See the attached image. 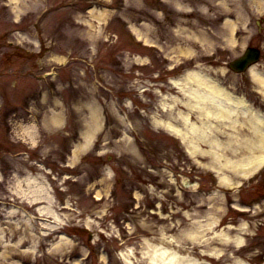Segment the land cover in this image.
Returning <instances> with one entry per match:
<instances>
[{
    "label": "rangeland",
    "instance_id": "374dc122",
    "mask_svg": "<svg viewBox=\"0 0 264 264\" xmlns=\"http://www.w3.org/2000/svg\"><path fill=\"white\" fill-rule=\"evenodd\" d=\"M179 2L0 0V264H124L127 249L149 264L143 239L160 234L209 264H264V163L245 175L226 167L221 183L210 156L189 155L154 122L165 102L184 109L170 81L189 70L264 115L248 71L227 66L247 45L264 48V0ZM253 67L264 72V59ZM89 103L102 125L91 127ZM32 187L46 200L32 202Z\"/></svg>",
    "mask_w": 264,
    "mask_h": 264
},
{
    "label": "bare ground",
    "instance_id": "6f19581e",
    "mask_svg": "<svg viewBox=\"0 0 264 264\" xmlns=\"http://www.w3.org/2000/svg\"><path fill=\"white\" fill-rule=\"evenodd\" d=\"M179 1L174 0L178 5ZM253 3L259 7L261 0H253ZM223 4L226 2L223 1ZM91 12L94 13L93 18L100 22H104L108 16V11L105 9L97 10L98 14L94 12V9ZM95 14L97 16H94ZM226 24L232 31L235 29V21L227 20ZM137 34L139 37L142 36L140 32ZM141 38L148 42L147 38ZM231 38L234 37L231 36ZM249 75L264 94V72L251 67ZM170 83L178 93H182L183 100L180 101L184 110L176 112L173 110L175 107H171L173 102L171 104L165 102L163 108L167 113L166 119L156 118L154 122L181 139L189 155L206 154L210 156L213 162L212 169L218 174V180L221 183L232 181L230 176L223 172L226 167V170L238 169L242 175H245L264 163V115L250 105L243 96L235 94L214 78L198 70H189L182 78L173 79ZM89 107L91 127L92 124L102 125L103 118L100 108L91 103ZM60 119V113L53 114V124H58ZM91 127H88V130L82 133L83 138L73 145L72 158L77 159L80 153L89 146L93 135ZM236 152H242V157L231 159L237 154ZM31 182L32 180L29 181ZM183 184L186 186L189 183L183 179ZM37 189L39 188L32 187L30 200H33L32 202L46 200L43 194L41 197L38 195L42 189L40 188L38 192ZM37 211L59 220L56 212L47 205L38 206ZM197 235V231L196 233L191 231L186 236L194 239ZM173 239L160 234L156 242L152 244L144 238L140 252L149 264H209L195 257L179 254L171 246V242L175 245ZM237 242L239 243L240 240ZM132 252L133 249H127L121 254L125 264H133ZM75 260L76 262L72 264H82L79 258ZM235 264L246 263L237 261Z\"/></svg>",
    "mask_w": 264,
    "mask_h": 264
},
{
    "label": "water",
    "instance_id": "95a60500",
    "mask_svg": "<svg viewBox=\"0 0 264 264\" xmlns=\"http://www.w3.org/2000/svg\"><path fill=\"white\" fill-rule=\"evenodd\" d=\"M257 54V50L248 49L241 58L232 62L231 66L235 70H243L247 65L257 59Z\"/></svg>",
    "mask_w": 264,
    "mask_h": 264
}]
</instances>
